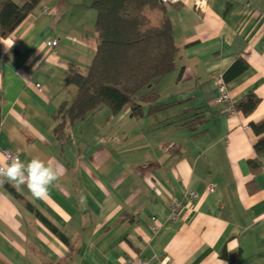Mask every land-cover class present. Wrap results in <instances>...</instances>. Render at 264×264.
Listing matches in <instances>:
<instances>
[{"label": "crops", "instance_id": "1", "mask_svg": "<svg viewBox=\"0 0 264 264\" xmlns=\"http://www.w3.org/2000/svg\"><path fill=\"white\" fill-rule=\"evenodd\" d=\"M89 2L42 0L0 39V157L62 169L44 199L0 186V264H264V152L254 149L264 134L251 128L264 120V0L166 5L178 59L155 90L176 104L140 119L98 107L59 142L57 111L76 95L64 80L85 73L96 49ZM217 77L232 105L255 95V110L224 113ZM193 109L206 120L199 135L168 125Z\"/></svg>", "mask_w": 264, "mask_h": 264}, {"label": "trees", "instance_id": "2", "mask_svg": "<svg viewBox=\"0 0 264 264\" xmlns=\"http://www.w3.org/2000/svg\"><path fill=\"white\" fill-rule=\"evenodd\" d=\"M95 11L94 30L96 49L85 73L71 69L65 78L66 85L76 88L70 102L60 105L54 129L59 142L67 140L69 127L79 122L100 106L111 114L129 111L135 119L153 115L176 104L175 101H159L156 85L175 70L178 59L177 47L166 5L159 0H89ZM42 0H0V39H8L32 14ZM147 11H159L162 21L151 26ZM259 103L249 94L233 107L247 116ZM146 110V112H145ZM198 109L189 110L170 121L179 125L191 137L201 133L199 128L206 122ZM257 135L264 134V120L251 124ZM255 152H264V136L255 144ZM252 168L256 160L249 161ZM34 211V208L27 204ZM35 215L57 236L65 238L36 211Z\"/></svg>", "mask_w": 264, "mask_h": 264}, {"label": "clouds", "instance_id": "3", "mask_svg": "<svg viewBox=\"0 0 264 264\" xmlns=\"http://www.w3.org/2000/svg\"><path fill=\"white\" fill-rule=\"evenodd\" d=\"M61 176V168L38 157L28 161H21L19 157H0V186L7 183L21 191V186L25 185L35 199H44Z\"/></svg>", "mask_w": 264, "mask_h": 264}, {"label": "built area", "instance_id": "4", "mask_svg": "<svg viewBox=\"0 0 264 264\" xmlns=\"http://www.w3.org/2000/svg\"><path fill=\"white\" fill-rule=\"evenodd\" d=\"M162 4L165 5H190L193 9L196 10H203L207 4V0H159ZM45 12V11H44ZM57 45V40H52L51 42L47 43L48 47H55ZM215 84L217 87V93L218 96L216 98V102L218 104L225 105L224 113L233 115L236 113L235 108L232 105V101L227 89L226 84L224 83V80L221 77L215 78ZM4 157H16V155L10 151H4L3 152ZM208 192L213 191L212 187H208ZM190 197H194V192H189ZM180 208V203L177 200H173L170 205V218H174L178 214V210ZM152 220H155V218H152ZM158 227L157 225H153L151 227V231L153 233L157 232ZM167 263L165 260H162L161 258H157L155 260H145L140 257H133L127 259L125 264H164Z\"/></svg>", "mask_w": 264, "mask_h": 264}, {"label": "rangeland", "instance_id": "5", "mask_svg": "<svg viewBox=\"0 0 264 264\" xmlns=\"http://www.w3.org/2000/svg\"><path fill=\"white\" fill-rule=\"evenodd\" d=\"M147 15L150 18L151 26H159L162 21V14L159 11H147ZM164 83V82H163ZM103 107V106H100Z\"/></svg>", "mask_w": 264, "mask_h": 264}]
</instances>
